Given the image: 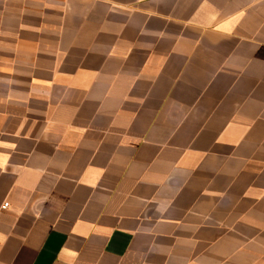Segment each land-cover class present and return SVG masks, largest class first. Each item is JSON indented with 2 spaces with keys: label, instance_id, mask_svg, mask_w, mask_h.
Returning <instances> with one entry per match:
<instances>
[{
  "label": "crops",
  "instance_id": "obj_1",
  "mask_svg": "<svg viewBox=\"0 0 264 264\" xmlns=\"http://www.w3.org/2000/svg\"><path fill=\"white\" fill-rule=\"evenodd\" d=\"M0 264H264V0H0Z\"/></svg>",
  "mask_w": 264,
  "mask_h": 264
},
{
  "label": "built area",
  "instance_id": "obj_2",
  "mask_svg": "<svg viewBox=\"0 0 264 264\" xmlns=\"http://www.w3.org/2000/svg\"><path fill=\"white\" fill-rule=\"evenodd\" d=\"M6 207H8V203L3 204V208H6Z\"/></svg>",
  "mask_w": 264,
  "mask_h": 264
}]
</instances>
